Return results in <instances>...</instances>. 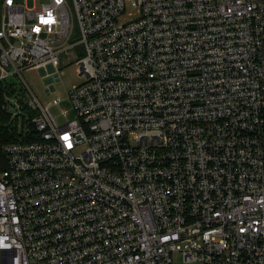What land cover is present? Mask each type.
<instances>
[{
  "label": "built area",
  "instance_id": "obj_1",
  "mask_svg": "<svg viewBox=\"0 0 264 264\" xmlns=\"http://www.w3.org/2000/svg\"><path fill=\"white\" fill-rule=\"evenodd\" d=\"M0 81V264H264V0H2Z\"/></svg>",
  "mask_w": 264,
  "mask_h": 264
},
{
  "label": "rangeland",
  "instance_id": "obj_2",
  "mask_svg": "<svg viewBox=\"0 0 264 264\" xmlns=\"http://www.w3.org/2000/svg\"><path fill=\"white\" fill-rule=\"evenodd\" d=\"M24 2L26 7H35L36 5H41L46 3L48 0H17ZM22 77L25 83L30 87L38 99L43 102H50L55 96H64V93L71 88L73 84L78 83L81 78L78 76V68L76 63L64 65L60 67L59 80L54 82V92L48 94L46 92V83L48 80L43 78L41 72L37 69H31L23 71ZM17 83H19L16 77L14 78ZM52 112L58 116V120L62 121V117L59 114V109L55 106L51 107ZM174 264H188L184 263L180 255L175 256Z\"/></svg>",
  "mask_w": 264,
  "mask_h": 264
},
{
  "label": "trees",
  "instance_id": "obj_3",
  "mask_svg": "<svg viewBox=\"0 0 264 264\" xmlns=\"http://www.w3.org/2000/svg\"><path fill=\"white\" fill-rule=\"evenodd\" d=\"M1 4L2 0H0V8ZM7 92L9 91L4 86V83L0 81V173L6 169L8 165L7 156L3 152L2 147L6 143L18 140L20 137L19 129L10 122V116L3 108L4 96Z\"/></svg>",
  "mask_w": 264,
  "mask_h": 264
},
{
  "label": "snow or ice",
  "instance_id": "obj_4",
  "mask_svg": "<svg viewBox=\"0 0 264 264\" xmlns=\"http://www.w3.org/2000/svg\"><path fill=\"white\" fill-rule=\"evenodd\" d=\"M65 139H67V137H65ZM70 146V145H69Z\"/></svg>",
  "mask_w": 264,
  "mask_h": 264
}]
</instances>
